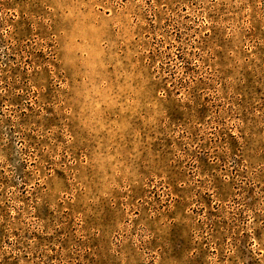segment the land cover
Masks as SVG:
<instances>
[{"label":"rangeland","instance_id":"1","mask_svg":"<svg viewBox=\"0 0 264 264\" xmlns=\"http://www.w3.org/2000/svg\"><path fill=\"white\" fill-rule=\"evenodd\" d=\"M0 264H264V0H0Z\"/></svg>","mask_w":264,"mask_h":264}]
</instances>
